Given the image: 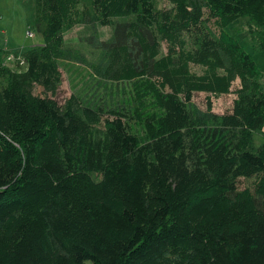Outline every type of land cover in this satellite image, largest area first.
I'll return each mask as SVG.
<instances>
[{
    "label": "trees",
    "instance_id": "trees-1",
    "mask_svg": "<svg viewBox=\"0 0 264 264\" xmlns=\"http://www.w3.org/2000/svg\"><path fill=\"white\" fill-rule=\"evenodd\" d=\"M241 18L264 52V0H35L43 45L0 50V264H264L261 73L226 31ZM77 26L120 105L59 100Z\"/></svg>",
    "mask_w": 264,
    "mask_h": 264
},
{
    "label": "rangeland",
    "instance_id": "rangeland-1",
    "mask_svg": "<svg viewBox=\"0 0 264 264\" xmlns=\"http://www.w3.org/2000/svg\"><path fill=\"white\" fill-rule=\"evenodd\" d=\"M35 18V0H0V50L4 56H21L27 50L43 45L42 36L31 31V25ZM135 19L130 18L115 19L116 23L127 22ZM251 20L241 18L231 24L227 33L234 37L245 48L247 53L257 63L261 76L259 83L264 93V52L259 51L262 37L255 38L250 34ZM114 27L99 28L100 40L110 43L113 40ZM34 34V37H29ZM94 36V30L89 26H77L65 35L66 47L79 52V58L63 63L64 83L61 86L58 98L60 101L72 94L81 96L83 103L87 106L98 108L116 107L120 105L127 95L111 94V84L97 82L94 76V68L103 57V51L93 47L87 42V38ZM166 45L163 44V55L166 53ZM6 63L11 65V62ZM197 72V71H196ZM211 96V97H209ZM234 94L220 96L216 98L212 95L201 93L194 96V102L203 110L207 104L212 103L213 111L217 114H225L232 111ZM264 143V133L258 131L254 133L253 149L257 150Z\"/></svg>",
    "mask_w": 264,
    "mask_h": 264
},
{
    "label": "built area",
    "instance_id": "built-area-1",
    "mask_svg": "<svg viewBox=\"0 0 264 264\" xmlns=\"http://www.w3.org/2000/svg\"><path fill=\"white\" fill-rule=\"evenodd\" d=\"M33 36H34L33 34H30V33H29V37H33Z\"/></svg>",
    "mask_w": 264,
    "mask_h": 264
},
{
    "label": "clouds",
    "instance_id": "clouds-1",
    "mask_svg": "<svg viewBox=\"0 0 264 264\" xmlns=\"http://www.w3.org/2000/svg\"><path fill=\"white\" fill-rule=\"evenodd\" d=\"M34 37V36H33Z\"/></svg>",
    "mask_w": 264,
    "mask_h": 264
}]
</instances>
